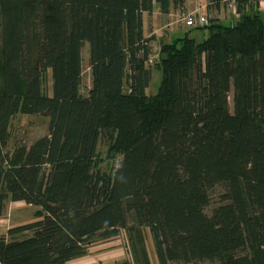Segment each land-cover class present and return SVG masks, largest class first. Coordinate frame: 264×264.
Instances as JSON below:
<instances>
[{
    "label": "trees",
    "instance_id": "1",
    "mask_svg": "<svg viewBox=\"0 0 264 264\" xmlns=\"http://www.w3.org/2000/svg\"><path fill=\"white\" fill-rule=\"evenodd\" d=\"M181 1L0 0V212L36 207L0 236V264H65L120 230L132 264H152L147 232L157 264H264V7L234 0L229 24L208 18L192 27L206 37L172 36L149 62L143 12ZM19 113L47 116L48 134L6 150Z\"/></svg>",
    "mask_w": 264,
    "mask_h": 264
},
{
    "label": "rangeland",
    "instance_id": "2",
    "mask_svg": "<svg viewBox=\"0 0 264 264\" xmlns=\"http://www.w3.org/2000/svg\"><path fill=\"white\" fill-rule=\"evenodd\" d=\"M204 4V0H201ZM184 5V4H183ZM208 13V18H217L219 21H222L224 24H229L230 20L233 21L235 19V14L231 12V9L226 5L222 4L218 8H206ZM148 30V29H147ZM152 28H149V32ZM188 31V34L195 39H200L201 35L203 38L207 36L208 30L206 28L195 29L192 27H187L183 25L180 28L179 34L173 32V37L183 36L185 32ZM167 35L168 31H165ZM146 33V31H145ZM148 33V32H147ZM146 33V34H147ZM145 34V35H146ZM160 34V33H159ZM159 34L149 36L150 40V53H153L155 50L159 49ZM81 58H82V82H81V91L85 93L88 88L91 86L90 80V69H89V61H88V44L85 42L81 48ZM149 67H152V63H149ZM152 77L149 83V86L146 88L145 92L148 95L155 94L157 87L159 85L160 80V71L151 69ZM51 84L50 71L44 75L43 78V91L44 93L49 92ZM232 90L229 93V107L230 111H232ZM48 123L49 118L47 116L42 115H26V114H16L12 117L9 126V134L10 139L6 146V150H11V148L16 145L17 142H23L26 145H29L36 138L41 137L43 135L48 134ZM97 152L101 158H104L106 153V143L102 138H99L97 143ZM99 168L103 171H108L110 169V164L106 159H103L99 162ZM222 192V188L220 186H215L210 190V203L207 207H205V212L210 213L212 207L216 206L220 202V194ZM4 210L0 212V219L3 220L4 226H10V228L19 226L27 221L34 219L35 208L25 207V205L21 204H12L11 202H5ZM129 244L126 238V233L124 230H120L118 235L108 240H100L92 243L88 248V254L83 258L76 259L75 261H71L67 264H121L126 262L127 264H132V258L130 256ZM146 246L148 255L150 257L152 264H157L156 257L154 255V248L152 244V240L149 237L148 232L146 233ZM169 264H183L181 262H169ZM185 264H211L209 261H201V262H191Z\"/></svg>",
    "mask_w": 264,
    "mask_h": 264
},
{
    "label": "crops",
    "instance_id": "3",
    "mask_svg": "<svg viewBox=\"0 0 264 264\" xmlns=\"http://www.w3.org/2000/svg\"><path fill=\"white\" fill-rule=\"evenodd\" d=\"M178 4L177 3L174 4L172 2L167 13L161 12L158 9V7H156V6L153 7L151 12H143V14H142L143 33L146 34L148 32L145 36L149 37V36H153V35L160 33L159 36H156V37H159V40H158L159 43H163V42H166L172 38L173 35H171V34H173V32H176L179 34L180 28L184 24L177 20V6H178ZM183 4L188 10H194L197 8L200 11H205V12L208 11V10H206V8H207V1L206 0H204V4L202 3L201 0H183ZM207 15H208V13H207ZM149 28H152V30L150 32H149ZM145 31H146V33H145ZM165 31H168L169 34L167 35V33ZM51 93H52V89H51V84H50L49 92H47L46 94L50 96ZM7 202H11V201H7ZM11 203L12 204H21L22 203L23 205H25V207H32V209H34L33 208L34 206L26 204L22 201L11 202ZM4 208L2 209V211L4 210ZM3 220L4 219H2V218L0 219V236H2V235L7 236V231L10 229V226L9 227L4 226L2 224ZM33 220L34 219L27 221V222H31ZM83 257H81V258H83ZM76 259H80V258H76ZM76 259L70 260V261L66 262L65 264H67L71 261H75Z\"/></svg>",
    "mask_w": 264,
    "mask_h": 264
},
{
    "label": "built area",
    "instance_id": "4",
    "mask_svg": "<svg viewBox=\"0 0 264 264\" xmlns=\"http://www.w3.org/2000/svg\"><path fill=\"white\" fill-rule=\"evenodd\" d=\"M178 4V3H177ZM231 11L235 14L236 6L235 1L231 0L225 3ZM258 4L261 8L264 7L263 0H258ZM177 20L182 22L186 26L196 27V26H204L208 24V15L205 11H200L199 9L188 10L183 5V0L177 6ZM158 57V50L154 51L150 54L148 61L152 62V60Z\"/></svg>",
    "mask_w": 264,
    "mask_h": 264
}]
</instances>
